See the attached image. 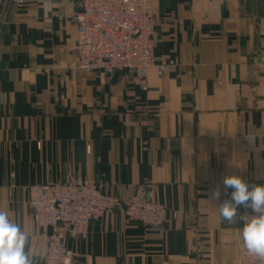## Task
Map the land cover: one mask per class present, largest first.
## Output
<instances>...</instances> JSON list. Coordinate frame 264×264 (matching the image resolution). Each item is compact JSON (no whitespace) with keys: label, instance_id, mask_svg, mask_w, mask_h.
Segmentation results:
<instances>
[{"label":"crops","instance_id":"crops-1","mask_svg":"<svg viewBox=\"0 0 264 264\" xmlns=\"http://www.w3.org/2000/svg\"><path fill=\"white\" fill-rule=\"evenodd\" d=\"M6 2L0 210L29 234L35 264L46 247L32 189L73 177L113 187L123 205L150 185L168 210L161 230L121 210L91 222L87 240L64 242L78 264H243L241 220L221 222L219 203L232 191L226 175L264 181V0H154L155 56L177 68L165 79L150 70L146 90L76 68L83 0H25L3 22ZM217 185L220 201L210 200Z\"/></svg>","mask_w":264,"mask_h":264},{"label":"built area","instance_id":"built-area-1","mask_svg":"<svg viewBox=\"0 0 264 264\" xmlns=\"http://www.w3.org/2000/svg\"><path fill=\"white\" fill-rule=\"evenodd\" d=\"M24 4L25 0H7L3 22L9 9L22 8ZM72 23L80 38L76 47V68L80 71L101 72L109 79L123 73L144 90L150 70L155 69L159 79L176 71L174 61L155 56L158 40L154 0H83ZM178 25L182 27V22ZM151 195L150 185H139L123 205L113 187L78 177L66 184L49 182L34 187L30 205L34 224L45 240V264H78L65 240H87L91 222L118 210L123 211L129 223L161 230L168 210L154 202ZM245 213L251 219V209L241 207V214ZM172 217L176 218V214ZM241 257L243 264H264L249 254L242 242Z\"/></svg>","mask_w":264,"mask_h":264},{"label":"clouds","instance_id":"clouds-1","mask_svg":"<svg viewBox=\"0 0 264 264\" xmlns=\"http://www.w3.org/2000/svg\"><path fill=\"white\" fill-rule=\"evenodd\" d=\"M225 192L232 189L230 198L219 203L221 222L234 223L236 218L243 223L241 240L247 252L264 261V184H250L239 175L222 178ZM221 189L217 185L210 190V200L220 201ZM251 209V219L238 209ZM30 237L18 223L9 219L7 212L0 210V264H35L28 251Z\"/></svg>","mask_w":264,"mask_h":264}]
</instances>
